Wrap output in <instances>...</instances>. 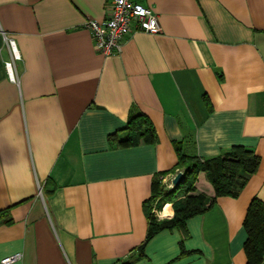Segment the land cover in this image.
<instances>
[{"label": "crops", "instance_id": "obj_1", "mask_svg": "<svg viewBox=\"0 0 264 264\" xmlns=\"http://www.w3.org/2000/svg\"><path fill=\"white\" fill-rule=\"evenodd\" d=\"M138 1L160 31H133L106 55L84 23L105 19L110 0H0V260L246 263L243 219L264 202V0ZM4 33L21 56L16 81ZM139 113L156 141L118 145ZM238 144L260 163L237 194L144 244L143 203L176 145L204 160ZM194 187L214 195L204 171Z\"/></svg>", "mask_w": 264, "mask_h": 264}, {"label": "trees", "instance_id": "obj_2", "mask_svg": "<svg viewBox=\"0 0 264 264\" xmlns=\"http://www.w3.org/2000/svg\"><path fill=\"white\" fill-rule=\"evenodd\" d=\"M126 128L127 134L116 140L120 146L136 144L140 139L156 141L153 127L141 113L131 115ZM112 137L114 135L110 134L109 138ZM176 146L178 150L176 167L155 175L152 181V194L143 203L148 221L144 244L164 229L177 227L183 230L188 218L209 209L218 196L236 195L248 177L258 169L260 163L258 154L251 148L239 144L231 146L230 150L219 157L204 160L196 155L184 154L179 146ZM178 170L183 171L180 183L169 190H164L161 194L163 203L157 205V209L160 210L166 202H171L173 212L167 218L158 219L150 210V203L158 192V177L168 173L175 174ZM200 171L206 173L214 188L212 197L195 193L194 183ZM166 212H169L168 205L165 207ZM243 227L246 232L243 243L245 264H260L264 255V202L261 199L253 197L250 200L243 219ZM120 264H129V262L123 261Z\"/></svg>", "mask_w": 264, "mask_h": 264}, {"label": "built area", "instance_id": "obj_3", "mask_svg": "<svg viewBox=\"0 0 264 264\" xmlns=\"http://www.w3.org/2000/svg\"><path fill=\"white\" fill-rule=\"evenodd\" d=\"M105 19L87 20L84 27L90 30L94 45L103 54H114L121 50L126 36L133 31H143L156 34L160 31L158 14L138 0H110ZM4 40L9 55L4 59L7 77L16 81L18 74L16 64L21 59L15 40L4 33ZM174 176V174H173ZM173 176L170 178V185ZM22 254L14 252L1 258V264H11L18 261Z\"/></svg>", "mask_w": 264, "mask_h": 264}, {"label": "rangeland", "instance_id": "obj_4", "mask_svg": "<svg viewBox=\"0 0 264 264\" xmlns=\"http://www.w3.org/2000/svg\"><path fill=\"white\" fill-rule=\"evenodd\" d=\"M173 176V174H169V175H160L158 177V192L157 194L155 195L154 199L151 201L150 203V210L152 212V214H154L158 219H161V218H165L163 217L164 214H165V211L163 210V208H161L160 210L157 209V205L160 204V203H163V199L161 197V194L164 190H169L172 188V186L170 185V178ZM180 196V195H178ZM166 203H170L171 202H166ZM164 211V212H163Z\"/></svg>", "mask_w": 264, "mask_h": 264}, {"label": "water", "instance_id": "obj_5", "mask_svg": "<svg viewBox=\"0 0 264 264\" xmlns=\"http://www.w3.org/2000/svg\"><path fill=\"white\" fill-rule=\"evenodd\" d=\"M182 176H183V171H181V170H178V171L174 174V176H173V178H172V180H171L173 186H176V185H178V184L180 183V181H181V179H182Z\"/></svg>", "mask_w": 264, "mask_h": 264}]
</instances>
